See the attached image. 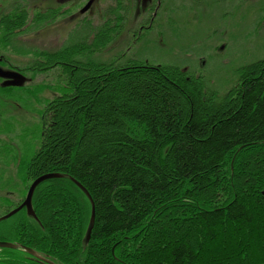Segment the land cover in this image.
Returning <instances> with one entry per match:
<instances>
[{"label": "trees", "instance_id": "trees-1", "mask_svg": "<svg viewBox=\"0 0 264 264\" xmlns=\"http://www.w3.org/2000/svg\"><path fill=\"white\" fill-rule=\"evenodd\" d=\"M12 9L0 19L7 37L0 46L28 54L12 36L22 26L36 29L40 12L28 21L26 7ZM52 12L43 20H53ZM126 19L111 0L106 20L91 22L90 41L75 31L42 52L43 63L29 49L38 53L31 70L60 59L75 69L64 67L61 84L35 91L55 90L40 111L38 148L29 154L0 144V164L15 167L0 188L18 195H0V216L21 203L36 177L61 176L36 186V217L22 208L0 219V241L55 264H264V56L238 69L221 94L178 60L100 59ZM11 89L0 85V96ZM0 264L47 263L0 247Z\"/></svg>", "mask_w": 264, "mask_h": 264}, {"label": "rangeland", "instance_id": "rangeland-1", "mask_svg": "<svg viewBox=\"0 0 264 264\" xmlns=\"http://www.w3.org/2000/svg\"><path fill=\"white\" fill-rule=\"evenodd\" d=\"M4 1L7 0H0V3H3L2 6L6 10L8 7H5ZM27 1L33 6L39 0ZM14 3L15 1L11 5ZM94 3L88 13L92 16V23H97L98 10L106 5L108 7L111 0ZM146 5L147 2L139 3L140 16L145 15L142 10ZM184 6L186 16L180 18L182 23L176 22L178 31L167 24L165 28L162 24V29L151 31V57L160 63H174L178 60L176 63L182 68L189 69L193 74H202L208 86L222 94L235 83L238 69L256 57L264 56V0H184ZM135 16L134 21L139 20L138 12ZM127 25H131V19ZM58 26L61 29L57 30ZM72 26L71 22L63 23L57 20L47 25L42 34L35 31V28H30L23 34L25 39L20 38L19 44L29 53L15 55L13 52H7L10 61L16 68L24 71L28 80L24 87H12L11 90L2 91L0 111L8 121L9 127L5 132H0L1 145H17L22 150L26 148L29 154L40 145V111L44 102L54 95L55 90L46 87L40 93L35 91L39 84H61L62 78L57 76V67L50 71V68L44 69L46 72L43 73H38L40 70H31L30 62L38 53H31L29 49L38 51L37 47L49 48L58 45ZM160 34L159 37L168 42L166 46H160ZM118 48L104 50L98 57L104 60L115 54ZM9 164H0V171L4 167L0 172V177L4 180L14 174L13 163ZM6 190L0 188V195H7L17 201L18 195L14 192L7 193Z\"/></svg>", "mask_w": 264, "mask_h": 264}, {"label": "flooded vegetation", "instance_id": "flooded-vegetation-1", "mask_svg": "<svg viewBox=\"0 0 264 264\" xmlns=\"http://www.w3.org/2000/svg\"><path fill=\"white\" fill-rule=\"evenodd\" d=\"M15 1L14 5H11L12 2ZM89 0H39L36 2L33 6H30L27 0H7L4 1L5 7L8 9H4V6H2L3 3H0V19L3 17L8 18L10 17L12 12L15 10L12 9L15 5H19L20 7H23L28 10V16L30 21V18L33 16L35 9H37L40 12V18L38 26L36 27V31L40 34L43 33L45 27L53 22H56L57 20H60L63 23H70L73 25L72 27H69V32H67L66 37L63 41L59 42L58 45L51 47H37L39 48L38 53L41 54L42 52H54V50H57L58 48L62 47L66 41H68L70 38L76 37V35L80 36L81 32H84V35L86 36V40L90 41L91 39V17L88 11H91V7L94 2L101 1V0H92L91 5L83 10L86 3ZM107 1V0H106ZM117 6L119 7L121 17H126L125 26H122V30L119 33L118 37L114 39V41L108 45L104 50L110 51L112 48L115 47L118 48L116 50L115 56L117 54L121 55L123 58H129V59H137L140 57L142 58L143 62L150 63L151 62V31L162 29V24L164 28L167 26H172V29L176 28L177 25L176 22L182 23L180 18H185L186 16V8L184 6V0H116ZM140 2H147V5L144 6L142 12L145 14L143 16H140L141 9H139V3ZM9 5V6H7ZM31 7V9H30ZM49 9L53 10L52 13H54V19L53 20H43V16H41V13H46ZM106 9L107 5L102 7L101 10H98V20L101 22H104L106 20ZM138 10V11H137ZM136 12H138L139 20L134 21L136 17ZM92 15V14H91ZM131 19V25H127V22H129ZM69 21V22H67ZM133 22V23H132ZM124 23V22H123ZM122 23V24H123ZM174 24V27H173ZM182 26V25H181ZM180 26V27H181ZM28 28H31V26H22L19 29H15L16 32L15 35L12 36L15 44H20L21 40L20 38L25 39L26 31ZM61 29L60 26H58L57 30ZM2 30H4L3 27L0 26V45H2V42L7 39L6 36H3ZM75 31L76 35H75ZM20 32V33H19ZM161 36L158 35V41L161 43L160 46H166L167 42L162 41ZM23 39V40H24ZM20 46V45H19ZM117 46V47H116ZM120 51V52H119ZM7 52H12V50H4L0 46V67L4 70H13L16 72H19L25 76H27L23 70L16 68L15 65L10 61V56L7 54ZM119 52V53H118ZM21 55V53H12ZM113 54H111L112 56ZM113 55V56H114ZM46 55H42L39 57V61L43 63L45 60ZM74 60V59H73ZM51 65V64H50ZM52 66L58 67L57 68V76L62 78L64 76L63 70L64 67H69V72L73 73V70L75 69V63L72 61V63L65 61L64 59H60L55 61ZM63 68V69H62ZM39 69V68H38ZM52 68L49 69V71ZM40 71L38 73H43L46 71H43L44 69L40 68ZM54 75V74H53ZM3 79L0 78V81Z\"/></svg>", "mask_w": 264, "mask_h": 264}, {"label": "water", "instance_id": "water-1", "mask_svg": "<svg viewBox=\"0 0 264 264\" xmlns=\"http://www.w3.org/2000/svg\"><path fill=\"white\" fill-rule=\"evenodd\" d=\"M91 2H92V0L88 1L87 4L85 5V7L83 8V10L87 9L90 6ZM0 77L5 79L2 82L3 86H21L25 82V77L22 74H20L18 72H15V71H11V70H4L1 67H0ZM59 176H61V174H59L57 172H51V173H45V174H42V175L36 177L31 182V184L29 185L28 190L26 192V195H25L23 201L20 203V205H18L17 207L13 208L12 210L7 212L6 214L1 216L0 218L1 219L7 218V217L13 215L14 213H16L18 210H20L22 208H25V210H26L28 215H30L32 217H36L35 213H34V210L32 208V202H31L32 195H33V192H34L36 186L39 183H41L42 181L46 180V179L59 177ZM76 184L79 187H81L82 189H84L78 182H76ZM85 193H86V195L88 197H90L89 194L86 192V190H85ZM93 220H94V207H93V203L91 201V219H90L91 224H92ZM90 229H91V225H90V227H89V229L87 231V235H86L87 239L89 238ZM0 247L21 248L24 251H26L27 253H29L30 255L36 257L37 259H39V260H43V261L48 262L50 264H54L51 261L41 257L32 248L24 246V245H21V244L12 243V242H8V241H0Z\"/></svg>", "mask_w": 264, "mask_h": 264}]
</instances>
